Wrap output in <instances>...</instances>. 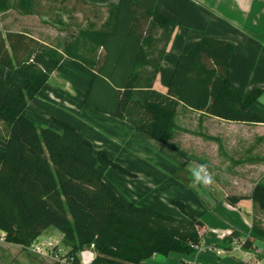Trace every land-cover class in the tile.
<instances>
[{
	"label": "trees",
	"instance_id": "obj_1",
	"mask_svg": "<svg viewBox=\"0 0 264 264\" xmlns=\"http://www.w3.org/2000/svg\"><path fill=\"white\" fill-rule=\"evenodd\" d=\"M34 1L0 0V13L16 6L23 14H33ZM103 8L104 20L96 28L91 23L56 48L24 32L2 36L0 31V65L16 67L25 77L23 88L0 78L2 239L27 248L44 230L54 228L68 247L66 257L76 260L77 252L93 243L90 264H140L153 255H191L200 244L202 224L186 213L182 201L171 203L182 217L126 203L103 180L98 165L131 178L134 173L105 152L95 153L69 122L53 117L54 127H39L23 111L66 58L90 75L85 106L128 122L187 164L193 158L170 141L179 106L231 122L264 123V116L250 109L262 90L241 97L229 81L234 45L208 36L177 57L166 91L157 90L153 81L178 24L164 16L151 19L149 11L131 0ZM241 198L226 196L229 204ZM248 199L264 213V183L258 182ZM259 224L252 222L241 248L248 249L253 240L264 242ZM232 235L223 241L230 242Z\"/></svg>",
	"mask_w": 264,
	"mask_h": 264
},
{
	"label": "crops",
	"instance_id": "obj_2",
	"mask_svg": "<svg viewBox=\"0 0 264 264\" xmlns=\"http://www.w3.org/2000/svg\"><path fill=\"white\" fill-rule=\"evenodd\" d=\"M83 1L104 6L118 2ZM131 1L149 11L153 20L164 16L178 24L153 81L154 88L166 91L177 57L186 53L203 36L225 40L235 48L229 61L232 88L243 98L253 89L260 88L261 94L250 109L264 116V0ZM15 11L11 8L0 13L5 16L0 21L2 36L6 31L24 32L40 43L53 47L41 41L37 34H29L30 27L21 19L34 16L36 12L18 13V22L9 17ZM44 23L41 24V31L53 33V26L47 24L46 20ZM60 23L63 24L62 21ZM66 30L60 29L62 32ZM0 78L22 88L25 86V77L16 67L8 69L0 65ZM89 82L90 75L81 65L63 58L38 93L28 101L23 114L39 127H54L51 123L53 117L69 122L92 143L95 153L105 152L111 160L134 173L136 176L131 178L107 166L98 165L103 180L126 203L151 206L169 215L182 217L171 204L173 200H179L184 203L186 213L202 224L200 244L191 255H153L140 264H264L263 241L253 240L248 249L241 248V243L250 235L252 222H259L264 228V213L253 207L251 199H248L252 188L258 182H264V123L231 122L184 106L178 107L175 123L179 128L172 133L171 143L188 156L205 155L206 152L212 155L221 149L226 164L235 167L233 174L229 175V182L251 183L247 193L226 189L221 192L220 187L215 186L213 194L202 198L191 185L185 184L177 176L178 173L180 176L187 173L182 170L185 161L176 151L136 132L128 122L84 105ZM2 103L0 97V106ZM2 149L0 140V153ZM189 162L199 165L194 158ZM193 168L189 166L190 170ZM228 195L243 198L235 204H229L226 200ZM165 208L168 212L164 211ZM45 231L57 238L61 237L54 228L44 230L41 235ZM231 233V241H223ZM2 234L0 232V236ZM0 242H4L1 237Z\"/></svg>",
	"mask_w": 264,
	"mask_h": 264
},
{
	"label": "rangeland",
	"instance_id": "obj_3",
	"mask_svg": "<svg viewBox=\"0 0 264 264\" xmlns=\"http://www.w3.org/2000/svg\"><path fill=\"white\" fill-rule=\"evenodd\" d=\"M80 1L81 2H78V0H35L34 1L35 4L33 6V13L36 12V15L27 16L25 18L22 17L21 19L22 21L27 22V25L30 27V29L28 30L29 34L31 35L37 34L38 38L41 41H45L46 43L56 48L59 47L62 40L68 38L73 33H76L80 29L86 28L87 26L91 25V23H93L94 27L96 28L104 20L106 10H104L103 7H105L106 5L104 6L99 4H93L90 3L89 1L88 2L87 1L82 2V0ZM14 4L15 2H13V5ZM12 9L16 10L15 14H11L9 17L20 22L18 13L21 14L23 13L16 6H13ZM78 13H80V15ZM3 18H5V16L4 15L1 16L0 14V21ZM42 20L44 21L46 20L47 24L53 26L54 29L53 33H49V31L48 32L41 31L42 28L41 24L42 25L45 24L44 21ZM61 21L63 22L62 25L60 23ZM60 29H67V30L65 32H62L60 31ZM179 115L182 116V113H179ZM3 128L4 125L0 122V136L4 134ZM178 128L179 127L176 124V127L171 131L170 141L172 139V133L175 130H178ZM188 131L189 130H186V132ZM190 156L196 159L199 165L198 164L196 165L192 162L184 164V169L182 170L184 173H187V175L180 176V174L178 173L177 176L181 180H183L185 184L191 185L195 193L201 196L202 198H204V196H207L210 193L213 194L214 192L212 189L215 186L220 187L221 192H223L224 189L230 192H239V193L240 192L247 193L249 191L251 187V183L229 182V175L233 174L232 170L235 167L226 164L225 160L223 159V151L221 149L218 153L215 152V154L212 153V155L206 152L205 155L203 153L199 156H194L192 154H190ZM200 165H205L206 171L212 177L213 182L210 185H199L194 182L193 177L191 176L192 169L190 170L189 166L197 168ZM207 202H209V200H207ZM164 211L168 212L166 208ZM210 220L212 221V219ZM46 233L49 234L47 231H45L42 237H44V235H47ZM2 236L3 234L0 237L2 238ZM61 247L63 249L59 251L58 248ZM67 251H68V247L65 245L54 246L51 249H48L50 256L52 257L56 256L58 258L62 255V253H66ZM158 256L163 257L162 255H158ZM52 262H53L52 258L40 257L32 253L27 248H23L21 246L19 247L14 246L6 242H0V264H49Z\"/></svg>",
	"mask_w": 264,
	"mask_h": 264
},
{
	"label": "built area",
	"instance_id": "obj_4",
	"mask_svg": "<svg viewBox=\"0 0 264 264\" xmlns=\"http://www.w3.org/2000/svg\"><path fill=\"white\" fill-rule=\"evenodd\" d=\"M60 245L62 246V234L60 238L55 237L53 234L44 235V237L39 235L35 241L27 247V249L40 257L52 258L53 262H57L59 264H90L95 256L93 243H91L88 247L79 250L76 254V260L73 257H66L65 253H62L59 258L56 256H50L48 249ZM61 249L63 248H58L59 251H61Z\"/></svg>",
	"mask_w": 264,
	"mask_h": 264
},
{
	"label": "clouds",
	"instance_id": "obj_5",
	"mask_svg": "<svg viewBox=\"0 0 264 264\" xmlns=\"http://www.w3.org/2000/svg\"><path fill=\"white\" fill-rule=\"evenodd\" d=\"M191 176L193 177L194 182L199 185H210L213 182L212 177L206 171L205 165L193 168L191 170Z\"/></svg>",
	"mask_w": 264,
	"mask_h": 264
}]
</instances>
